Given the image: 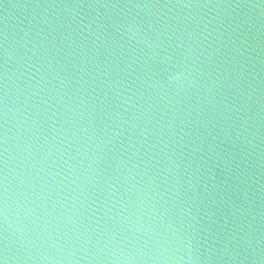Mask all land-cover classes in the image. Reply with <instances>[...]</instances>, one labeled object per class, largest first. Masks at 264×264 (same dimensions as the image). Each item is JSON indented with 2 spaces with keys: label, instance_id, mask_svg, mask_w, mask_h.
<instances>
[{
  "label": "water",
  "instance_id": "obj_1",
  "mask_svg": "<svg viewBox=\"0 0 264 264\" xmlns=\"http://www.w3.org/2000/svg\"><path fill=\"white\" fill-rule=\"evenodd\" d=\"M0 259L264 264V0H0Z\"/></svg>",
  "mask_w": 264,
  "mask_h": 264
},
{
  "label": "snow or ice",
  "instance_id": "obj_2",
  "mask_svg": "<svg viewBox=\"0 0 264 264\" xmlns=\"http://www.w3.org/2000/svg\"><path fill=\"white\" fill-rule=\"evenodd\" d=\"M0 264H3V260L2 259H0Z\"/></svg>",
  "mask_w": 264,
  "mask_h": 264
},
{
  "label": "clouds",
  "instance_id": "obj_3",
  "mask_svg": "<svg viewBox=\"0 0 264 264\" xmlns=\"http://www.w3.org/2000/svg\"><path fill=\"white\" fill-rule=\"evenodd\" d=\"M3 264H6V262L3 260Z\"/></svg>",
  "mask_w": 264,
  "mask_h": 264
}]
</instances>
